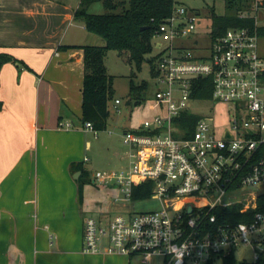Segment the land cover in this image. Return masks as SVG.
<instances>
[{"label": "built area", "instance_id": "obj_1", "mask_svg": "<svg viewBox=\"0 0 264 264\" xmlns=\"http://www.w3.org/2000/svg\"><path fill=\"white\" fill-rule=\"evenodd\" d=\"M224 1L226 8L228 2L240 8L239 17L264 24V0ZM200 15V9L179 2L158 25L157 36L168 46L156 57L153 73L160 84L156 96L166 112L124 132L127 166L94 174V183L117 185L122 196L116 200L131 207L107 223L89 215L84 222L85 252L138 255L144 261L159 255L164 264H221L250 245V263L264 264V200L259 201L264 195L259 186L264 183L261 36L246 26L230 27L216 37L211 30L210 52L196 55L175 41L195 34ZM209 77L212 97L196 96L211 87L199 78ZM206 99L227 103L232 112L231 127L220 134L213 116L191 110L193 102ZM187 113L198 120L183 125ZM82 126L98 133L91 121ZM144 180L153 181L154 188L149 198L139 200L159 199L156 209H137L135 184ZM233 206L248 219L220 220L215 209Z\"/></svg>", "mask_w": 264, "mask_h": 264}, {"label": "crops", "instance_id": "obj_2", "mask_svg": "<svg viewBox=\"0 0 264 264\" xmlns=\"http://www.w3.org/2000/svg\"><path fill=\"white\" fill-rule=\"evenodd\" d=\"M79 5L0 0V51L29 66L8 62L0 74V264H131L138 256L83 250L89 215L81 175L89 176L84 163L92 130L82 126L85 65L79 46L103 41L88 31L89 43L71 41L53 51L44 46L77 21ZM125 205L101 208L96 217L107 223Z\"/></svg>", "mask_w": 264, "mask_h": 264}, {"label": "rangeland", "instance_id": "obj_3", "mask_svg": "<svg viewBox=\"0 0 264 264\" xmlns=\"http://www.w3.org/2000/svg\"><path fill=\"white\" fill-rule=\"evenodd\" d=\"M69 6L77 7L81 0H61ZM120 2L122 0H115ZM128 1V0H127ZM183 3L193 9H200L201 15L198 19V29L195 34L189 38L177 39V46L192 49L196 55L210 52L212 37V8L219 14H225L227 11L224 0H183ZM119 10V9H118ZM88 11L91 13H105L108 8L102 0L92 2ZM229 11V10H228ZM264 11H260L262 16ZM80 21V22H79ZM264 25V24H261ZM88 30L82 26V21H74L69 24L67 29L57 33L55 39L49 40L45 48L50 51L56 50L63 44L74 41L75 43H89ZM153 50L146 55L141 68L130 59L129 53L124 51L109 49L105 56V63L108 72L113 76L114 92L109 101L110 115L107 121V127L98 130L96 133L91 131L89 138L91 145L88 147L86 155L87 161L84 163L89 170L88 174L82 175L83 184V208L88 215L98 216L101 208L111 206L114 208L116 203L124 200H116L122 193L119 188L108 189V185H99L92 182L91 178L97 171L120 170L128 164L125 158L128 145L124 139V132L128 130H137L144 125L147 119H153L156 115H163L166 112L165 105L161 104L156 96L160 87L157 77L152 70L150 59L163 53L168 46V42L160 37L153 39ZM64 47V46H63ZM80 47V46H79ZM51 48V49H50ZM53 49V50H52ZM64 49V48H62ZM66 50V49H65ZM260 53L264 56V37L260 39ZM147 83V87H143ZM120 99L122 103L116 105L115 100ZM131 100V103H127ZM191 110L204 116H213L215 119V128L217 132L231 127L230 119L232 112L229 105L224 102H215L210 99L193 102ZM83 124V123H82ZM264 188V183L260 184ZM255 188V187H252ZM257 188V187H256ZM122 200V201H121ZM139 201V202H138ZM137 209L150 210L160 206L159 199L139 200L136 199ZM127 203L125 208L112 211L113 216L119 212H125L131 205ZM127 208V209H126ZM239 260H254V251L250 245L241 246L237 251ZM131 264H164V258L159 255L152 256L149 260H142L140 256H135Z\"/></svg>", "mask_w": 264, "mask_h": 264}, {"label": "trees", "instance_id": "obj_4", "mask_svg": "<svg viewBox=\"0 0 264 264\" xmlns=\"http://www.w3.org/2000/svg\"><path fill=\"white\" fill-rule=\"evenodd\" d=\"M98 0H81L75 11V17L81 20L87 30L102 39V44H85L80 47L84 49L85 74L83 80L82 98V122L91 121L97 130L107 127L110 115L109 101L114 92L113 76L108 72L105 56L109 49L120 52H128L130 59L141 68L146 55L153 50V39L157 36L158 25L172 14L176 3H183V0H102L108 8L105 13H91L88 7L92 2ZM119 9V10H118ZM240 9L234 3H227L225 14H219L212 8V34L216 37L224 33L230 27H250L261 37H264V25H257L251 17L241 18L236 12ZM229 10V11H228ZM156 57L150 59L154 71ZM13 62L17 65L28 66L23 59L12 53L0 51V74L4 64ZM29 67V66H28ZM200 83H209L211 87L196 92V96L212 97V78H199ZM211 83V84H210ZM1 84V78H0ZM143 87H147L144 83ZM131 103V100H130ZM3 102L0 100V108ZM195 114L187 113L182 122L183 125L198 120ZM83 174H88L84 172ZM82 174V175H83ZM81 175V177H82ZM80 177V178H81ZM154 182L144 180L135 184L134 199H146L152 195ZM82 196V184L80 193ZM264 195L259 199L263 202ZM222 211L224 213L222 214ZM215 212L220 214V220L246 221L248 216L240 212V208L228 207L217 208ZM221 264H251L239 260L234 254L224 258Z\"/></svg>", "mask_w": 264, "mask_h": 264}, {"label": "water", "instance_id": "obj_5", "mask_svg": "<svg viewBox=\"0 0 264 264\" xmlns=\"http://www.w3.org/2000/svg\"><path fill=\"white\" fill-rule=\"evenodd\" d=\"M127 103H130V101H128ZM79 175H80V172L76 173L75 176H76V177H79ZM190 210H192L191 207H190Z\"/></svg>", "mask_w": 264, "mask_h": 264}]
</instances>
